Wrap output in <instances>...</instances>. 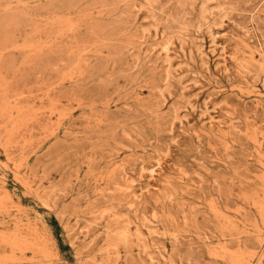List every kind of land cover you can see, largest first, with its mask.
I'll return each instance as SVG.
<instances>
[{
    "label": "rangeland",
    "instance_id": "obj_1",
    "mask_svg": "<svg viewBox=\"0 0 264 264\" xmlns=\"http://www.w3.org/2000/svg\"><path fill=\"white\" fill-rule=\"evenodd\" d=\"M0 264H264V0H0Z\"/></svg>",
    "mask_w": 264,
    "mask_h": 264
}]
</instances>
